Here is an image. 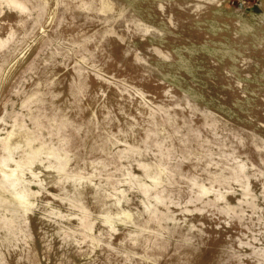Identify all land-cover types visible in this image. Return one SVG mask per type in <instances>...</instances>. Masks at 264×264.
<instances>
[{
    "label": "rangeland",
    "instance_id": "obj_1",
    "mask_svg": "<svg viewBox=\"0 0 264 264\" xmlns=\"http://www.w3.org/2000/svg\"><path fill=\"white\" fill-rule=\"evenodd\" d=\"M0 264H264V0H0Z\"/></svg>",
    "mask_w": 264,
    "mask_h": 264
}]
</instances>
